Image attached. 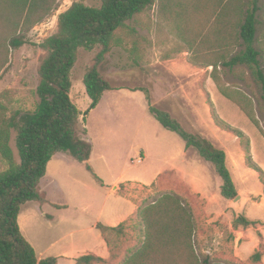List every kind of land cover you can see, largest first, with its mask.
Returning a JSON list of instances; mask_svg holds the SVG:
<instances>
[{
	"label": "rangeland",
	"instance_id": "obj_1",
	"mask_svg": "<svg viewBox=\"0 0 264 264\" xmlns=\"http://www.w3.org/2000/svg\"><path fill=\"white\" fill-rule=\"evenodd\" d=\"M33 1L0 0V29L12 26L16 20H20V12L24 6L27 5L28 8ZM73 3L97 8L101 5V0H56L51 7L52 11L42 22L29 29L20 31L19 28L15 33H7V37L4 38L6 57L2 59L3 65L0 68V106L5 107L6 117H10L15 111L26 112L35 109L38 103L36 96L38 68L43 56L39 45L56 33L58 16ZM195 5L193 0H156L140 16L137 24L134 21L128 22L130 28L137 30L133 37L125 39L122 32L117 33L116 38H121V45H113L112 52L101 69L103 77L113 90L105 93L94 109L90 108L91 101L86 95L83 78L100 49L97 47L92 51L79 50L71 72L72 87L69 96L81 113L78 127L80 136L92 145L88 165L102 181L103 186L86 171L85 164L78 163L67 154H56L48 164L46 175L40 183L41 192L48 200L42 210L54 218L51 221L49 218H42L38 212V204L26 203L22 206L21 218L19 216L18 220L24 232L36 233L44 238L51 234L55 239L65 236L55 247L57 249L71 241H77L80 236L74 232L77 227L86 225L88 227L97 219L104 224L107 221L106 217L112 213V208L117 207L126 212L130 206L127 199L133 201L140 211L154 205L165 194H176L193 216V245L200 261L207 264H254L250 258L246 262L234 263L222 257H215L219 251L214 252V248L211 247L213 240L210 239L209 243L201 241L200 230L210 233L213 226H224L225 218L222 217L221 222L209 226L206 225L207 221L220 214H226L228 217L232 215L229 210L230 203L220 195L221 180L209 163L194 149H186L184 142L174 133L163 129L149 111L150 104L160 111L170 113L185 131L201 135L223 150L234 147L239 141L240 146L246 150V142L225 132L218 126L216 119L239 130L245 137L252 139L254 145L264 141L259 130L248 118L218 92L210 78L212 68L204 71L205 73L201 72V77L197 79L198 81L194 80L196 83L193 84L189 75H185L184 78L173 77L167 70L160 67L154 69L150 65L155 61L173 59L176 52L194 51V48H174L173 38L188 33L190 24L186 20L189 21L193 12L199 13L196 12ZM258 8L254 42L256 49L264 48V0H258ZM198 28L199 22L198 27H194L195 31ZM195 33L197 35V32ZM20 36L24 37L27 44L19 49L11 48L9 45L11 39ZM150 38L156 43L154 49L147 48L152 42ZM235 40L234 48H243L240 42ZM198 41L200 42L201 38ZM191 56L190 52L186 61L189 62ZM217 74L222 86L238 89L251 99L255 116L264 131L262 92L250 72L246 68L229 70L220 66ZM155 75L162 78L166 85L160 87L156 98L149 96V103L143 92L119 90L143 89L148 93ZM165 91L176 94L178 101L175 98L165 99ZM210 119L213 125L222 130L220 131L222 136L231 137V144L218 146L209 138L205 127L209 125ZM10 147L15 162L19 163L14 133L11 136ZM253 153L256 158L251 159V162L260 165L264 171V155L259 149ZM138 158L143 160L141 164L137 162ZM7 167L8 164L0 159V172ZM167 171L169 173L165 174ZM171 171L173 173H170ZM167 176L172 181L170 185L165 182ZM177 179H181L186 186L196 190L199 196H190L185 187L177 188L182 187L177 186ZM116 181L117 184L114 183ZM235 186L238 189L256 188L258 179L250 177L246 179L244 185L236 179ZM176 188L180 193L175 192ZM51 204L61 206L58 209L61 211L55 213L51 209ZM86 207L84 214L82 209ZM101 209L104 210V214L99 218ZM251 210V207L247 206L245 216H253L254 212ZM31 218L34 220L32 224L29 223ZM133 218V221L127 223L125 235L120 238L109 235L115 249L113 259L109 253L106 264H121L131 252L140 248L135 226L138 218L136 216ZM71 232L74 233L69 235ZM94 234L97 236L99 232L95 231ZM217 247L223 248L221 243ZM85 248L97 251L96 241L92 236H87V243L75 251L79 255H85V251H89L84 250ZM208 249L214 252V257L205 253ZM51 253H55L54 249Z\"/></svg>",
	"mask_w": 264,
	"mask_h": 264
},
{
	"label": "trees",
	"instance_id": "obj_2",
	"mask_svg": "<svg viewBox=\"0 0 264 264\" xmlns=\"http://www.w3.org/2000/svg\"><path fill=\"white\" fill-rule=\"evenodd\" d=\"M54 1L56 0H34L28 8L27 5L24 6L20 12V20L0 29V68L3 65L2 59L6 57L4 38L7 33H15L19 28L20 31L29 29L42 22L52 11ZM155 1L101 0V5L97 8L73 3L58 16L56 33L39 45L43 56L38 68V103L35 109L15 111L10 117H6L5 107L0 106V159L8 164L7 169L0 172V264H58L53 257L37 259L33 247L20 231L18 216L26 203H36L39 206L48 203L46 195L41 192L40 183L46 175L48 163L58 153L67 154L78 163L85 164L86 171L103 186L88 165L92 145L80 136L78 127L81 113L69 96L72 87L71 72L78 52L81 49H100L83 78L86 95L91 101L90 108L94 109L104 93L112 90L101 69L111 54L113 45H121V38H116L117 33L122 32L125 39L133 37L137 30L130 28L128 22L134 21L137 24L140 16ZM210 4L195 5L196 12L201 15L197 30L201 41L198 48L190 50L192 56L189 62L203 69L212 68L210 78L218 92L248 118L264 139V131L255 116L251 99L238 89L222 86L217 74L220 66L229 70L246 68L260 85L264 109V48H254L258 0H222ZM213 16L216 18L209 27L208 18ZM235 39L243 48H234ZM208 43L210 48H207ZM25 44L27 42L21 36L11 39L9 43L13 49H19ZM229 46L232 48H228ZM133 91L143 92L149 103L147 91ZM149 111L163 129L177 135L186 149H194L213 167L221 180V197L230 202L234 200L238 193L226 167L225 153L203 136L185 131L168 112L160 111L150 104ZM216 123L224 131L245 140L248 167L258 174L264 188V172L248 156V139L223 121L216 119ZM12 133L15 134L19 163L15 162L10 147ZM135 216L138 218L135 226L140 248L131 252L121 264H207L200 261L195 253L193 216L178 196L165 194L154 205L138 210ZM132 219L134 218L116 227L100 223L96 225L112 259L115 246L109 235L116 238L125 235L127 223ZM257 224L248 221L243 215L234 214V229L255 228ZM263 252L261 242L250 260L254 264H260ZM107 262L108 260L95 255H84L77 258L74 264Z\"/></svg>",
	"mask_w": 264,
	"mask_h": 264
},
{
	"label": "crops",
	"instance_id": "obj_3",
	"mask_svg": "<svg viewBox=\"0 0 264 264\" xmlns=\"http://www.w3.org/2000/svg\"><path fill=\"white\" fill-rule=\"evenodd\" d=\"M221 1L222 0H193V3L194 2L196 4H199V3H219ZM246 1L247 0H245V2ZM200 16L201 15L199 13L193 12L192 16L189 18V21L186 20L187 23L190 24V25L186 24V25H188V30H187L188 33L186 32V35H180L177 38L176 37L173 38V43L175 44L174 48H198V45H199L198 39L201 37H199V34L196 35L195 32H197V31H195L194 27L195 26L198 27V22H199ZM215 18H216L215 16H213L212 18L211 17L208 18V19H210L209 27L213 23ZM150 40L152 42H150L148 44L147 48L150 47V48L154 49L156 47V43L152 40V38H150ZM169 42H170V40H169ZM163 45L164 44H162V46ZM207 46H208L207 48H210L211 47L210 43H208ZM189 54H190V51H187V52L182 51L180 53L176 52L173 55L176 57H173V59H166L164 61L163 60L162 61H155V63L150 64V65L154 69H155V67H160L164 70H167L168 74H170L173 77L182 76V78H184L185 75H189L190 79L193 80L192 81L193 84H195L196 83L195 81H198L197 79L199 77H201L200 73L201 72L205 73V72L209 71V68L203 69L202 67H196L192 64H189V62L186 61V57H188ZM174 58H178V59H174ZM158 64H159V66H156ZM164 85H166V83L162 80V78L155 75V77L152 79V81L150 83L148 95L152 98H156V96L158 95V93L161 90L160 87L162 88V86H164ZM112 90H113V88H112ZM112 90H110V91H112ZM119 90L133 92V89H127V90L126 89L125 90L119 89ZM107 92H109V91H107ZM107 92H105V93H107ZM164 96H165L164 98L167 100L171 99V98H175V100L178 101V96L176 94H174L173 92L165 91ZM212 123H213L212 119H210L209 125L207 127H205L208 130L209 138L213 142H215L218 146H227L228 144H231V137L222 136L220 134V131H222V130L219 129L218 127H216L215 125H213ZM227 133H229V132H227ZM230 134H232V133H230ZM208 141H210V140H208ZM252 143H253L252 139L249 138L248 139V156L250 157V159H254V157L256 158V156H254V153H253V151L255 152L256 149H259L260 153L264 155V144H263L264 141H263V143L261 142L258 145H254V143L253 144ZM214 146L216 148H218L216 145H214ZM227 148L228 149H226V150H223L220 148H218V149L222 150L226 155V167H227V169L231 175L234 186H235L236 179H239L241 184L244 185V182L246 181V179H248L250 177H255L258 179V186L256 188H251V189L247 188V187H244L245 189H238L235 186V189H236L238 195H241L244 198L243 210L241 212H239L238 210L235 211V210L231 209L230 205H229V210L232 213V215L230 217H228L226 214H223V215L220 214V215H217L215 218H212L211 220L207 221V224H206L208 226L211 224H216L217 222H221L222 217H224L225 218V220L223 219V225L224 226L221 227V226L215 225V226H213V229L210 233H207L202 229V231L201 230L199 231V237H200L201 241H203V243H209L210 239L213 240L211 247L214 248V252L219 251V254H217L215 257H222V259L227 260V261H232L234 263H241V262H246L258 250V247H259L261 242L263 243V246H264V188L260 182L258 174L255 171H253L252 169H250L248 167V165H246V155L247 154H246V150H244V148L242 146H240V141L237 142L234 147H227ZM58 154H62V153H58ZM139 159L140 158H138L137 162H139ZM142 162H143V160H141L139 163L141 164ZM256 165L259 168L261 167L258 164H256ZM260 169L262 170V168H260ZM168 173H169V171L165 172V174H168ZM170 173H173V172L171 171ZM159 176H161V175H159ZM165 182H166V184H169V185H170V182L172 183V181L169 180V176L166 177ZM114 183L117 184V181ZM163 183H164V181H163ZM176 184H177V186L178 185L182 186V187L178 186L177 188H179V189L185 187V189L188 190L190 196H192V197H198L199 196V194L196 190H193V189L189 188L188 186H186L181 181V179L180 180L177 179ZM114 186H116V185H114ZM177 188H176L175 192L180 193L177 190ZM124 199L126 200V198H124ZM127 200H128L127 202L130 205L129 209H127L126 212H123L122 210L117 209V207L112 208L113 209L112 213H110V215H108L106 217L107 221L104 223L105 226L116 227L119 224L130 220L131 218H133L137 214L138 206L133 201H131L130 199H127ZM228 202L231 204L232 201L231 202L228 201ZM44 206H46V204L43 206H39L38 212L42 218H44V219L49 218L48 220L51 221L54 217L51 215H48V213H45L42 210ZM247 206H250L251 209L253 210V212H254L253 216H245V210H246ZM51 207H52L51 209L55 213H58L61 211V210H58L59 208H61V206H59L57 204H51ZM21 209H22V207H21ZM86 209H87V207L82 209V213L86 214V212H85ZM21 212L22 211L20 210V213H19L20 218H21ZM103 214H104V210L101 209L99 211V218ZM234 214L235 215H243L248 221L256 222L258 224L255 228L250 227V228H246V229H243V228L234 229L232 226V223L234 220ZM19 216H18V220H19ZM28 219H30V218H28ZM99 220L100 219H97L93 225H88V227H87V225L77 227L76 231H74V232H77L78 234H80L77 241H71L69 244H65V245H63L57 249H55V247L61 243L62 239H64L65 236L61 237L59 239H55L52 237V234H51L47 238H44L43 236L41 237L38 234L36 235V233L35 234L34 233L28 234L27 232H24L22 230L21 223H20V225L19 224L18 225H19V228H20V231H21L23 237L33 247L38 260L53 257V258L57 259L58 264H74L75 260L77 258L84 256V255L77 254L75 249H77L81 245H84L87 243V236H92L93 240L96 241L97 251L94 252V251H90L92 249L85 248L84 250H89V251H85L84 254L85 255H95V256L100 257V258L105 259V260H107L109 258V250H108L100 232L96 229V225L98 223H100ZM33 222H34V220L32 221V218H31V220H29V223L32 224ZM104 224H102V225H104ZM36 225H40V224H36ZM50 226L51 225L49 224V227ZM95 231L99 232V234H97V236H95V234H94ZM74 232L69 233V235H72ZM43 233H44V231H43ZM259 235H260V237H259ZM98 241H100V242H98ZM220 243L223 246L222 249L217 247V245H219ZM53 249H54L55 253H51V251H53ZM214 252L212 250L208 249L205 253L214 257V254H213ZM260 264H264V252H263V256L261 258Z\"/></svg>",
	"mask_w": 264,
	"mask_h": 264
},
{
	"label": "water",
	"instance_id": "obj_4",
	"mask_svg": "<svg viewBox=\"0 0 264 264\" xmlns=\"http://www.w3.org/2000/svg\"><path fill=\"white\" fill-rule=\"evenodd\" d=\"M243 206H244V198L241 195H237L235 197L234 200H232L231 204H230V208L235 210V211H239L241 212L243 210Z\"/></svg>",
	"mask_w": 264,
	"mask_h": 264
},
{
	"label": "built area",
	"instance_id": "obj_5",
	"mask_svg": "<svg viewBox=\"0 0 264 264\" xmlns=\"http://www.w3.org/2000/svg\"><path fill=\"white\" fill-rule=\"evenodd\" d=\"M141 160L139 159V162H140Z\"/></svg>",
	"mask_w": 264,
	"mask_h": 264
}]
</instances>
